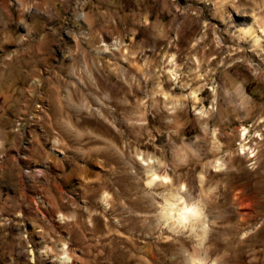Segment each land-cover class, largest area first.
<instances>
[{
	"label": "rangeland",
	"instance_id": "1",
	"mask_svg": "<svg viewBox=\"0 0 264 264\" xmlns=\"http://www.w3.org/2000/svg\"><path fill=\"white\" fill-rule=\"evenodd\" d=\"M0 264H264V0H0Z\"/></svg>",
	"mask_w": 264,
	"mask_h": 264
},
{
	"label": "bare ground",
	"instance_id": "2",
	"mask_svg": "<svg viewBox=\"0 0 264 264\" xmlns=\"http://www.w3.org/2000/svg\"><path fill=\"white\" fill-rule=\"evenodd\" d=\"M253 33H254V31H253ZM253 33L252 32H250V30H248V31H245L244 32V35H245V37H247V36H253ZM253 40H254V45H253V47L255 48V47H257V46H259V47H261L260 45H259V40L257 39V36H254V38H253ZM219 45L220 46H222V39H219ZM175 75V74H174ZM217 93V92H216ZM195 97L198 99V96L195 94ZM232 97L230 96V97H228V101H229V104H232L231 102H232V99H231ZM200 100V99H199ZM213 108H211V109H207V110H204L205 111V113L207 114V115H210V113H211V110H212ZM232 110V111H231ZM219 112V115H221V114H223V112L219 109L218 110ZM236 112V113H238L239 115L240 114H242V111H241V109L240 108H238V107H233L232 109H230V111H228L229 113L230 112ZM233 112V113H234ZM225 113V112H224ZM210 118V117H209ZM209 120V119H208ZM243 131V130H242ZM248 133H249V130L247 129V127L244 129V131H243V134H242V140H246L247 138V135H248ZM155 178H157V176L155 175L154 176V178L152 179V182L153 181H155ZM107 203V202H106ZM109 205V204H108ZM176 204H171V206H170V208L168 209V214H169V216L171 217V218H174L175 219V221H176V223L177 224H179V225H183L186 221H189V220H191L193 217H195L196 215H197V210H196V208H194V207H187V206H184V207H181V208H179L177 211L179 212V214L177 215L176 213H173L174 212V206H175ZM65 249H67V244H64L63 245V250H65ZM61 261H64V262H66V261H70V257L68 256V255H65L64 256V258H61Z\"/></svg>",
	"mask_w": 264,
	"mask_h": 264
},
{
	"label": "built area",
	"instance_id": "3",
	"mask_svg": "<svg viewBox=\"0 0 264 264\" xmlns=\"http://www.w3.org/2000/svg\"><path fill=\"white\" fill-rule=\"evenodd\" d=\"M18 126H25V135H26V133H27V125H25V123L24 122H19L18 123ZM26 171H31L30 169H27ZM41 172V171H40Z\"/></svg>",
	"mask_w": 264,
	"mask_h": 264
}]
</instances>
